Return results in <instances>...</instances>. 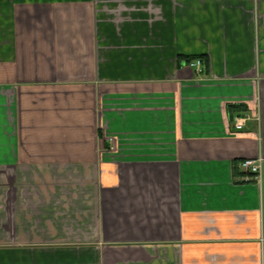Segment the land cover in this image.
Listing matches in <instances>:
<instances>
[{
    "label": "crops",
    "instance_id": "0c3cea01",
    "mask_svg": "<svg viewBox=\"0 0 264 264\" xmlns=\"http://www.w3.org/2000/svg\"><path fill=\"white\" fill-rule=\"evenodd\" d=\"M0 264H264V0H0Z\"/></svg>",
    "mask_w": 264,
    "mask_h": 264
},
{
    "label": "built area",
    "instance_id": "2783aa9c",
    "mask_svg": "<svg viewBox=\"0 0 264 264\" xmlns=\"http://www.w3.org/2000/svg\"><path fill=\"white\" fill-rule=\"evenodd\" d=\"M191 67H194L201 71L202 61L197 59L188 63ZM246 117L239 116L234 121V127L236 129H242L245 125ZM240 169L245 174L244 180L246 181H260L262 173V158H245L240 162Z\"/></svg>",
    "mask_w": 264,
    "mask_h": 264
},
{
    "label": "trees",
    "instance_id": "16d2710c",
    "mask_svg": "<svg viewBox=\"0 0 264 264\" xmlns=\"http://www.w3.org/2000/svg\"><path fill=\"white\" fill-rule=\"evenodd\" d=\"M189 60H191V59H187L186 61L188 62ZM234 107H236V108H237V105H235V106H232V107H230V108H234Z\"/></svg>",
    "mask_w": 264,
    "mask_h": 264
}]
</instances>
